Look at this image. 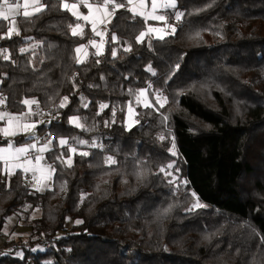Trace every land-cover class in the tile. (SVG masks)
Listing matches in <instances>:
<instances>
[{
	"label": "trees",
	"instance_id": "obj_1",
	"mask_svg": "<svg viewBox=\"0 0 264 264\" xmlns=\"http://www.w3.org/2000/svg\"><path fill=\"white\" fill-rule=\"evenodd\" d=\"M42 4L30 21L16 18L20 35L0 40V50H8L0 51L3 109L19 114L24 99H35L50 117L40 133L104 148L74 145L90 155H74L71 168L57 163L42 193L26 187L19 171L0 182V231L14 216L11 229L28 232V244L0 251V264H264L255 235L264 234V0H178L175 10L186 15L177 33L143 43L135 38L144 20L119 9L103 55L89 52L83 64L75 48L85 37L70 33L74 17L59 0ZM6 31L0 21V35ZM149 84L150 100L158 89L168 98L160 114L136 104L135 94ZM64 96L69 103L58 108ZM101 103L109 107L97 115ZM129 103L139 120L130 130L123 125ZM73 116L91 131L71 125ZM173 138L177 156L168 151ZM66 151L54 144L45 160L52 164ZM106 155L118 163L105 165ZM171 161L179 187L159 171ZM196 198L207 207L188 211Z\"/></svg>",
	"mask_w": 264,
	"mask_h": 264
},
{
	"label": "snow or ice",
	"instance_id": "obj_2",
	"mask_svg": "<svg viewBox=\"0 0 264 264\" xmlns=\"http://www.w3.org/2000/svg\"><path fill=\"white\" fill-rule=\"evenodd\" d=\"M60 3L63 9L71 10L72 15L77 18V20H84L86 22H90L92 25V31L96 36L101 37V43L98 45L95 40H90L89 43L96 47L97 51L93 53L95 56L103 55L102 45L107 41L104 40V36L108 35V28L109 24L113 23V18L116 16V13L119 9L127 8L129 12L132 13L133 18L136 16H141L144 18L145 22L149 19L155 21H166V17L164 15H157L158 9H176L178 0H151V11H146L147 2L146 0H94V3H89L88 0H80V3L84 4L86 8L89 10L88 15H83L77 10V4H68L65 0H60ZM131 5V7H129ZM23 7V17L25 20L30 21L32 17L36 16L38 13H41L46 8V5L41 4L40 0H23V5L15 0H0V18H3L4 21L9 20V17H15L19 15V9ZM29 8H32V11H29ZM175 20L180 22L182 18L186 15V13L177 10L175 13ZM38 18V17H37ZM99 25H104V31L99 30ZM71 28V34L73 36H83L84 29L80 23L75 24V26L69 25ZM165 29H170V32L165 31ZM151 33H156V38L163 40L168 35H175L177 33V26L168 24L165 22L164 28H157L148 26L146 31H140L139 35L136 36L135 41L136 43H143L146 36L150 35ZM13 35H20V29L17 27L16 20L13 19L11 25L9 26L6 33L0 35V40L2 39H11ZM200 33L197 32L196 36L199 37ZM112 42H119V37L115 32L110 34ZM31 39V38H29ZM37 45L32 44L31 47L35 48ZM82 49L84 50V56L76 58L77 64H83L86 62V58L88 52L86 50L85 45H80L75 49L77 54H80ZM28 48H21L19 51L21 53L27 52ZM0 51L7 52V49H2ZM124 51H131V45L124 49ZM113 57L116 56V51L113 50L112 52ZM5 60H9L10 56L5 55L3 57ZM96 63H100L99 60ZM177 68L179 65L176 66ZM149 72H152L155 75V71L153 70L152 66L149 65L146 69ZM103 79V77H101ZM73 87H77L75 83L76 74L74 73L71 77ZM172 79V76L169 75L165 80L167 83L169 80ZM0 83H3L0 80ZM89 87H93V85H89ZM152 85L149 84L148 88L140 89L137 94H135V100L137 105H142L146 109H151L152 112L160 114V109H163L165 105L168 103V98L164 96L161 90H156L153 94V99H149V90L151 89ZM8 97L0 95V105H5ZM85 98L81 96V100L83 101ZM22 103L28 106V112H22L19 115H13L8 113L7 111L0 112V121H6L3 127H0V135H2L7 140L6 146H0V163H2L3 167L0 168V175H5L8 178L17 174V169H20L25 174L31 172L32 179L36 181L33 184L35 191L40 192L46 188L47 181L52 179L53 174L58 171V168L55 166L57 163L60 165H64L68 168L73 166V156L80 155L87 157L90 155L88 151H78V148L74 145H87L90 148H100L103 149L104 146L102 144H98L96 140L91 142L79 139L77 137H63L57 136L54 139L46 140L42 145H40V141L38 138L35 137V129L38 124L44 123V121H30L29 117L31 115H35L31 110V105L36 104L39 107L38 102L35 99H24ZM69 103V97L64 96L58 108H65ZM84 107H88V104L85 103ZM109 105L106 103H101L99 105V111L97 115L104 111V109L108 108ZM128 114L129 116L135 115V109L131 103L128 105ZM151 114V113H149ZM51 115V113H50ZM56 115H59L57 113ZM116 117V109L115 107L112 109V120L111 123H115ZM56 116H53L55 119ZM86 119V118H85ZM169 117L163 116L162 123L167 124ZM69 122L76 128L81 129L82 131H91L90 128L86 127L84 123L81 122L80 117H70ZM139 120H133L132 123L127 124L126 127L128 130L131 129L135 124H138ZM105 127L110 126L109 121L104 122ZM27 135L31 136L35 142L31 144H24L21 146H16L13 143L12 137L17 135ZM159 140L164 141L166 136L164 134H160L158 137ZM71 140V143H70ZM57 144L60 148H66V152H61L60 155L56 156L55 161L52 164L47 163L44 157L45 152H50L52 150V146ZM38 145H40L38 147ZM170 155L177 156L178 152L176 151V145L174 138L171 141V146L168 149ZM37 153L35 156L32 153ZM118 163L117 159L114 155H106L104 157V164L107 166H113ZM175 161H171L166 165L160 166L159 171L164 173L165 176L173 177V170L179 171L178 168L174 169ZM37 173L40 174L39 178L37 177ZM178 178L173 177L172 179L168 180L169 184H176V187H179V183H177ZM106 182V181H105ZM180 183H187V181H181ZM7 186V185H6ZM65 189V185H61V190ZM195 197V193H193ZM86 198L85 194L81 195V202L84 201ZM172 205H169L168 208L164 209L160 215L167 214L171 211ZM207 205L201 203L199 198H196V202L188 209V211H194L196 209L206 208ZM77 224L82 223V221L77 220ZM254 231V230H253ZM259 237V244L257 245L258 248L264 249V234L255 233ZM209 237H205L208 239ZM255 264V261H254Z\"/></svg>",
	"mask_w": 264,
	"mask_h": 264
},
{
	"label": "crops",
	"instance_id": "obj_3",
	"mask_svg": "<svg viewBox=\"0 0 264 264\" xmlns=\"http://www.w3.org/2000/svg\"><path fill=\"white\" fill-rule=\"evenodd\" d=\"M60 1V0H59ZM15 2H18V3H20L21 5H23V0H15ZM65 2H67L68 4H73V3H75V4H77V10L80 12V13H82L83 15H88L89 14V10H88V8H86L85 6H84V4H82V3H80V0H65ZM88 2L89 3H91L89 0H88ZM146 2H147V7H146V11H151V0H146ZM40 3L42 4V0H40ZM60 6H61V8L63 9V7H62V5H61V3H60ZM129 7H131V5H129ZM64 10H66V9H64ZM158 10H160V9H158ZM161 10H163L162 12H161V14L162 15H168L169 17L168 18H166V21H164V22H167L168 24H172V25H176V20H175V15H174V13L176 12V10L174 9L173 11H170L169 9H161ZM19 15H17V16H15V17H12V16H10L9 17V20H7V21H5V22H7V30H8V28H9V26L11 25V23H12V20L13 19H15L16 20V18L18 17V16H23V7H21L19 10ZM29 11H32V8H29ZM67 12H69L71 15H72V11L71 10H66ZM160 12V11H159ZM131 13V12H130ZM73 16V15H72ZM74 17V19L76 20V23L75 24H77V23H80L82 26H83V29H84V34H83V36L85 37V42L83 43L85 46H86V50H87V52L89 53V52H93V53H95L96 51H97V49H96V47H93L90 43H89V41L90 40H95L96 42H97V44L99 45L100 43H101V37L100 36H96L95 34H94V32L92 31V25H91V23L90 22H86V21H84V20H77V18L75 17V16H73ZM139 17H141V16H139ZM143 20H144V18L143 17H141ZM0 21H4L3 20V18H0ZM144 22H145V20H144ZM178 23V22H177ZM74 24V25H75ZM159 24H161V22L160 21H155V20H151V19H149L148 21H147V23L145 22V31L147 30V27L148 26H152V27H158V25ZM73 25V26H74ZM99 30L100 31H104V25H99ZM7 32V31H6ZM77 36H79V35H77ZM148 36H151V34L150 35H148ZM77 48V47H76ZM75 48V49H76ZM102 50H103V45H102ZM79 56L80 57H82V56H84V50L82 49V51H81V53L79 54ZM75 57L77 58V56H76V52H75ZM28 106H26V105H24V109H23V111L22 112H28ZM31 110H32V112L33 113H36L35 115H31L30 117H29V120L30 121H43V118H41L43 115L44 116H46V114L45 113H42V112H40L39 110H38V108L36 107V105L35 104H33V105H31ZM0 112H4V109H3V105H0ZM21 112V113H22ZM20 114V113H19ZM19 114H13V115H19ZM49 120H50V118L46 121V122H44V123H40V124H38L37 125V127H36V129H35V137L37 138L38 136H39V134H41L39 131H38V128L39 127H41V126H45V125H47L48 123H49ZM5 123H6V121H0V127H3L4 125H5ZM2 138H4L2 135H0ZM14 138H17V139H22L21 140V142H19V143H14L16 146H21V145H24V144H31V143H34L35 142V140L31 137V136H27V135H23V134H21V135H17V136H15V137H12L11 139L12 140H14ZM5 139V138H4ZM6 140V139H5ZM43 144V143H42ZM42 144H40V145H42ZM7 145V140H6V143L4 144V145H2V146H6ZM40 145H38V147L40 146ZM37 153H32V155L33 156H35ZM0 165H1V168L3 167V165H2V163H0ZM17 171H19L20 173H21V176H22V182H23V184L26 186V187H28L29 189H31V190H33V191H35V189H34V187H33V184H35L36 183V181L35 180H33L32 179V173L31 172H29V173H27V174H25L23 171H21L20 169H17ZM39 176H40V174L39 173H37V177L39 178ZM6 178H7V176H5V175H0V182H3L4 181V179L6 180ZM47 185L48 186H50V180L49 181H47ZM47 186V187H48ZM46 187V188H47ZM46 188H44V190H46ZM35 192H37V191H35ZM42 192V191H41ZM13 223H14V219L12 220V225H13ZM18 228V227H17ZM3 239V238H2ZM1 238H0V245H1V240H2ZM2 248V247H1ZM0 248V249H1Z\"/></svg>",
	"mask_w": 264,
	"mask_h": 264
},
{
	"label": "rangeland",
	"instance_id": "obj_4",
	"mask_svg": "<svg viewBox=\"0 0 264 264\" xmlns=\"http://www.w3.org/2000/svg\"><path fill=\"white\" fill-rule=\"evenodd\" d=\"M169 10L170 11H173L174 9H169ZM162 11L163 10H161V9L158 10L157 11V15H162L161 14ZM160 22H161V24H159L157 28H164L165 22L164 21H160ZM143 31H145V29ZM165 31L170 32V29H165ZM70 33H71V28H70ZM147 37L148 38H151V39H158V38H156V33H151V36H147ZM80 45H84V44H80ZM80 45H78L77 47H79ZM76 56L78 58L79 54L76 53ZM140 106H142V105H140ZM41 118H43V121L46 122L50 117L48 115H46V116L43 115ZM133 120H135V117L134 116H131V117L129 116V114H128V108H127L126 113H125V118H124V121H123L124 127L127 129L126 125L132 123ZM68 122H69V120H68ZM163 175H164V173H163ZM165 177L168 180L169 179H172L173 177L178 178L179 177V173L177 171H174L173 170V177H168V176H165ZM48 188H49V186L46 188V190ZM43 191H45V190H43ZM42 192L40 191L38 193H42ZM195 202L196 201H194L193 204ZM26 209H27V205L26 204L21 207V210H26ZM37 215H38V213L36 211H33L30 214V218H35V217H37ZM13 218H14V216L7 217L6 220H5L4 226H3V228L0 231V238L1 239L3 238L1 240L0 248L1 247L2 248L0 249V251L3 250V249H5V250H8L9 248L11 249L13 247V245H15V244H19V245H21V244H28L27 243L28 242V236H27L28 235V232L26 231L25 228H23V227L20 226L18 228L16 227L14 229L13 228L11 229ZM6 242H7V244H6Z\"/></svg>",
	"mask_w": 264,
	"mask_h": 264
},
{
	"label": "built area",
	"instance_id": "obj_5",
	"mask_svg": "<svg viewBox=\"0 0 264 264\" xmlns=\"http://www.w3.org/2000/svg\"><path fill=\"white\" fill-rule=\"evenodd\" d=\"M165 17L168 18V15H165ZM37 138L39 139L40 144L44 143L46 140L52 139V137L47 133H41Z\"/></svg>",
	"mask_w": 264,
	"mask_h": 264
}]
</instances>
